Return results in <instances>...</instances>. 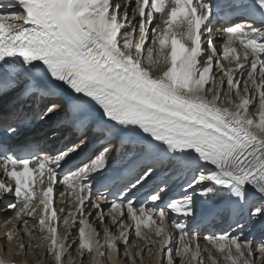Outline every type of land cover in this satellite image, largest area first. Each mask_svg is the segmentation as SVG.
Here are the masks:
<instances>
[{
	"label": "snow or ice",
	"instance_id": "snow-or-ice-1",
	"mask_svg": "<svg viewBox=\"0 0 264 264\" xmlns=\"http://www.w3.org/2000/svg\"><path fill=\"white\" fill-rule=\"evenodd\" d=\"M131 2L0 0V93L27 80L23 95L48 101L36 118L51 120L64 106L62 86L77 128L89 127L92 107L103 118L93 129L99 151L89 163L65 170L87 147L84 133L51 154L17 151L6 137L18 136L29 121L13 113L18 126L7 124L0 137V201L14 196L7 207L18 209L15 218L29 237L37 226L30 228L24 217H36L41 209L38 230L47 233L46 245L36 247L46 246L56 264H64L72 244L80 264H121L119 242L128 245L131 228L138 238L148 239L143 229L162 237L149 242L159 244L166 264H176L173 242L179 264H264V243L254 248L242 231L203 237L218 259L191 226L201 199L209 205L206 218L247 210L264 220V0H135L130 13ZM225 101L235 110L221 106ZM253 104L257 117L249 114ZM49 131L58 137L56 128ZM114 147L111 158L126 153L129 178L118 193H105L92 181L107 172ZM162 168L190 174L184 194L165 203V184L139 201L137 192ZM58 183L75 196L74 211L54 206ZM86 202L92 209L87 214ZM103 205L112 225L120 227L118 235L90 223L94 217L104 224ZM170 213L179 218L172 222L175 234L163 226ZM125 218L133 224L125 225ZM61 222L65 229L79 225L76 240L69 243L71 232L61 235ZM236 228L243 225L237 222ZM15 235V226L5 233L9 242ZM18 247L26 249L23 242ZM136 255L139 251L125 247L129 264H136ZM0 264L15 261L0 257Z\"/></svg>",
	"mask_w": 264,
	"mask_h": 264
},
{
	"label": "bare ground",
	"instance_id": "bare-ground-1",
	"mask_svg": "<svg viewBox=\"0 0 264 264\" xmlns=\"http://www.w3.org/2000/svg\"><path fill=\"white\" fill-rule=\"evenodd\" d=\"M216 43L220 44L221 40L218 39L216 41ZM159 71H160V69H157L156 74H159ZM215 72H216V70L214 68V73ZM216 74L219 75V73H216ZM243 78L246 79V74H245V77H243ZM241 95H244L243 91H241ZM251 95L252 96L256 95L255 90H254V92L252 90ZM232 98H233V100H236L238 102V99L235 96H233ZM221 106L232 107V109L235 110L234 106L227 103V101H225ZM258 112H259V108L255 104L250 106L249 114L251 116L257 117ZM60 189H61L60 196L54 200L55 207L57 208V211H59V208H61V207H64L66 210H73L74 211V209L76 207L75 196L73 194H71L68 190H66V186H64L63 184L60 185ZM0 204H2L1 201H0ZM16 210H18V209H16ZM16 210L9 209L7 207V205H5V204L2 206V208L0 210V219H3L6 217L5 224L3 226V232H2V234H0V257H3L5 259H11V260L15 261V264H56L53 256L48 253L46 246L40 247V248L36 247L37 244L46 245V242L42 240V237L45 236L47 233L46 232H40L38 230V227H39L38 226V217H39V214L41 212V209H37V216L36 217H28V216L24 217V219L28 220L30 228L33 225L37 226L36 229H33V237H29L26 234V232L24 231L23 222L16 220V218H15ZM1 211H2V213H1ZM88 211H92V209H91V206L88 205V203L86 202L85 214H87ZM66 214H67V211L65 212V215ZM69 219L71 222V217ZM108 219L109 218L107 216V208H105V220L107 222V225L105 227H110L112 229L113 234L118 235L119 231L121 230L120 227L112 225L110 219L109 220ZM174 220L176 222H179L178 218H172L170 216H168L166 218V220L164 221V225H163L165 228V222H167L168 229L165 228L166 232H172L173 234L176 233L175 228L172 227V222ZM89 221H90V223H92L97 228V230H100V227H102V228L104 227L94 217H89ZM124 223H125V225H132L133 221L125 218ZM13 226H15L16 235L13 237V240L11 242H9L6 239L5 233L9 229H12ZM17 226H18V228H17ZM59 227H60V231H61L62 235L66 231L72 233L71 240L69 241V243H71L72 240L77 239V237H78L77 229L79 227L78 224L71 225V227L65 229V226L61 222ZM61 228H63V229H61ZM143 231H144L145 235L148 237V239L141 238L142 240L137 245L136 252L139 251L138 257L140 260V263L138 261L137 264L138 263L139 264H161L162 256H161V253L159 250V244L158 243H150L149 241H157L158 242L162 239V237H157L153 232L149 231L148 229H143ZM255 234L256 235L252 237L254 239V240H252L254 242V248L258 247L260 243H264V228L260 229ZM199 236H200L201 246L206 248V249L211 250L213 252V255H215L219 259L220 254L218 252H216L214 249H212L211 245H209L207 243V241L203 239L204 235L202 233H199ZM101 240H103V232H101ZM21 242L25 243L26 247L28 244L32 243V245H31L32 249H34L35 251L34 252L29 251L28 253H26L27 252L26 249L25 250L19 249L18 244ZM135 242L136 241H134V243ZM123 245H124L123 241H120L119 242V248H120L119 255H121V253L123 251V250L121 251V246H123ZM130 247H131V245L128 246V248H130ZM171 247L173 248V256H175V248H176L175 242H173ZM148 249H150V251ZM119 255L117 257L118 261L121 262V264H126V261L124 259H121L119 257ZM141 257L143 259H141ZM257 258H258V253H257ZM174 259L176 260V264H178L179 257H174ZM71 260H75L76 264H80L79 255L76 254V244H72V247L69 249L68 253H66L65 258H64V264H69V261H71ZM105 264H107V262H105ZM221 264H222V262H221Z\"/></svg>",
	"mask_w": 264,
	"mask_h": 264
},
{
	"label": "rangeland",
	"instance_id": "rangeland-1",
	"mask_svg": "<svg viewBox=\"0 0 264 264\" xmlns=\"http://www.w3.org/2000/svg\"><path fill=\"white\" fill-rule=\"evenodd\" d=\"M244 79V78H243ZM226 91V90H225ZM253 92H254V90H253ZM256 96V95H255ZM5 219H6V217L5 218H3V219H1V227H0V234H2V232H3V226H4V224H5ZM109 220V219H108ZM107 225V222H106V220H104V224H103V226L105 227ZM19 226V225H18ZM18 226H17V228H18ZM119 227V226H118ZM110 228V227H109ZM165 228H167L168 229V224H167V222H165ZM102 229V227H100V230ZM112 230V229H111ZM131 231V232H130ZM102 232V231H101ZM137 236H136V234H135V231H134V228H131L130 230H129V243H128V245L127 246H125V245H123V246H121V251H122V253H121V255H119V257L121 258V259H124L125 261H126V264H129V261H128V258L127 257H125V256H123L124 255V250H125V247H128L129 245H131V249H132V251H133V253L135 254L136 253V249H137V245H138V243L142 240L141 238H136ZM134 241H136L135 243H134ZM31 245H32V243H30ZM125 246V247H124ZM26 250H27V252L26 253H28L29 251L30 252H34L35 250L34 249H32V246L29 248V247H26ZM76 254L77 255H79L78 253H77V251H76ZM144 257V256H143ZM173 257H176V256H173ZM76 259V258H75ZM135 260H136V264H137V262L139 261V263H140V260H139V257H138V255H136L135 256ZM179 260H180V258H179ZM138 263V264H139ZM161 264H166V260H164V259H162L161 258ZM178 264H179V261H178Z\"/></svg>",
	"mask_w": 264,
	"mask_h": 264
}]
</instances>
